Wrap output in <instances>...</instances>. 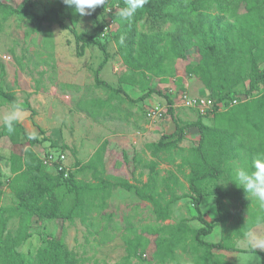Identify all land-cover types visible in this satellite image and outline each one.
<instances>
[{"label":"trees","instance_id":"trees-1","mask_svg":"<svg viewBox=\"0 0 264 264\" xmlns=\"http://www.w3.org/2000/svg\"><path fill=\"white\" fill-rule=\"evenodd\" d=\"M109 3L118 7L107 14L118 27L113 32H105L104 36L112 33L117 52L126 66L120 83L137 86L142 92L136 99L122 85L113 86L100 77L111 54L107 43L96 37L104 32ZM122 7L124 0H108L105 7L92 12L95 19L93 34L75 31L78 40L82 41V51L85 44L91 42L104 53V59L95 71L97 85H103L131 102L157 94L173 105L175 98L185 91L178 67L197 49L201 58L186 65V74L203 82L208 97L214 102V111L208 114L196 112L197 120L184 126L177 125L174 132L147 143L145 147L152 156L150 160L137 155L129 158L126 153L124 162L128 166L134 164L130 171L132 179L126 173L114 175L108 172L105 161L107 141L89 161L77 160L76 172L69 166V175L65 176L58 165L53 168L55 173L50 172L47 169L50 166L36 151V147L46 140L45 129L40 127L39 132H35L37 138L29 140L28 134L33 132L23 123L16 125L13 135H9L2 125L1 134L13 145L26 143L28 147L23 153L13 155L15 176L9 181L18 200L14 211L21 219L16 234L6 232L11 208L2 206L4 182L0 170V264H84L86 259L80 258L62 239L48 241L36 252L37 247L32 249L29 256L20 254L18 247L29 238L31 220L35 217L70 221L79 218L100 238L101 244L112 241L116 236V232L110 230L113 214L105 210L113 190L118 187L131 190L141 201L149 202L154 214L153 221L137 226L129 217H126L128 220L125 218V230L120 233L126 250L122 264H229L225 253L251 251L238 248L236 241L242 239L246 228L252 225L258 209L247 198L244 189L231 180V174L235 166L264 153V0H148L131 24L118 17ZM70 10L62 1L47 7L39 15L32 9L31 0H23L17 6L0 0V22L19 15L37 20L39 24L55 23L62 29H73L67 22L72 18ZM167 22L172 23L171 29L165 28ZM171 79L179 86L174 94L158 86ZM2 99L19 102L13 92L0 85ZM93 101L105 104L102 99ZM166 109V114L173 113L172 106ZM144 115L147 118L146 110ZM206 116H214L212 124L204 121ZM193 126L200 133L198 144L183 146L184 131ZM163 162L170 167L162 169L160 164ZM118 165L122 163L119 161ZM140 166L148 169L146 181L143 180L145 172H140L139 177L136 175ZM88 170H92L93 179L78 177L79 173ZM208 195L216 198L219 214L212 221L206 220L201 209L203 198ZM185 197L191 198L197 210L194 220L181 218L166 223L172 219L173 205ZM237 202L241 204L240 209ZM219 224L222 226L220 241H208L206 237ZM149 249L151 257L147 258ZM258 253L263 255L261 264H264V252Z\"/></svg>","mask_w":264,"mask_h":264},{"label":"rangeland","instance_id":"rangeland-1","mask_svg":"<svg viewBox=\"0 0 264 264\" xmlns=\"http://www.w3.org/2000/svg\"><path fill=\"white\" fill-rule=\"evenodd\" d=\"M3 1L17 6L23 0ZM62 1L31 0L32 9L37 14L42 15L47 7L57 5ZM109 5L114 12L118 9L117 6H112V3ZM68 8L71 9L72 18H69L67 22L73 29H62L55 23L39 24L37 20L19 15L12 16L5 22H0V85L18 97L19 103L25 109V119L22 123L28 131L39 132L40 127L47 131V135H44L46 140L36 147L40 156L53 152L54 156L57 157L58 154L63 153L66 156L64 163L72 166L76 172V161H89L88 159L93 156L98 146L101 143L104 145V140L109 137L108 142L110 140L113 144L110 149L108 144L105 147L107 149L105 158L108 168L113 167L115 169L119 160L123 162L126 153L129 158H132L135 151H137L138 157L143 160H150L152 156L145 147L147 143L158 141L159 137L161 138L165 133L174 132L177 125L184 126L191 120H197L198 114L194 109L182 107L183 103L179 102L177 98H175L174 104L170 105L163 96L154 94L148 97L146 101H149L151 105L146 108L139 107L140 113H144L143 109L149 111L158 106H164L161 108L163 110L172 106L173 113L168 112L165 113V116H157L149 120L154 122L153 124H164L165 120L169 118L175 120L157 133L151 130L144 139L138 135L134 146L135 150H133L130 145L133 146L134 143L129 144L130 141L128 140L131 129L125 122V113L135 108V102L129 101L126 97L114 93L103 85H97L95 71L104 59V53L97 44L91 42L86 43L85 49L82 51V41L78 40L75 33L76 31L87 35L93 34L95 32V19L93 14L80 16L72 7L68 6ZM97 8L99 9V7ZM1 19L2 15L0 14ZM110 27L108 31L113 32L118 27V23L114 20V22H110ZM172 27L171 22L165 24L166 29ZM144 28L146 29V27ZM96 38L107 43L111 54L108 63L100 71V77L113 86L122 85L120 78L127 69L117 52L112 33L107 36L99 35ZM200 58L201 55L197 49H194L192 53H189L187 60L179 65L181 68H179L178 74L184 82L191 83L192 79L195 78V83L200 88L203 86L205 88L200 79L186 74L185 66L197 62ZM190 79L191 81H189ZM171 80L175 81V79ZM158 86H161L165 91L170 90L172 94L176 91L174 88H178V86L170 85L169 82L159 83ZM135 88L136 91L138 90L136 94L129 91L134 99L142 95L140 89L137 86ZM188 94L193 97L200 96L193 90ZM205 96H209V92ZM80 97L81 99H79ZM94 99H102L105 104L102 105L100 101H93ZM10 105V102L0 100V117ZM186 111H192L195 116ZM213 118L214 116L203 117L208 124H212ZM99 119H102L104 123L98 122ZM106 119L110 122H107ZM2 125V120H0V170L2 171L1 180L4 182L2 206L11 208L8 213L10 219L7 223L6 232L11 231L16 234L21 219L14 211L18 200L9 181L15 176L13 155L23 153L28 144L13 145L1 134ZM151 126L153 125L151 124ZM188 131L190 128L184 131L182 145L196 146L200 139V133L198 137L193 138L194 135L191 134V139H186L187 136L185 135ZM160 167L167 169L170 165L163 162ZM53 168L48 167L47 169L55 173ZM132 168V164L129 163L128 171H132ZM139 170L145 172L143 178H146L148 169L140 166ZM115 171L117 174L121 173L119 170L115 169ZM78 177L90 180L93 179V172L92 170L81 172ZM128 177L132 179V173L128 174ZM190 199V197H185L176 202L172 209V219L166 223L181 218L194 220L197 210ZM109 203V207L105 211L113 214L114 222L110 230L111 233L116 232L112 241L101 244L100 238L92 233L93 230L90 231L79 218L70 221L61 218L40 220L35 217L31 220L30 236L18 247V252L24 256H29L32 249L37 247L34 251L36 252L39 248L44 247L48 241L58 238L62 239L80 258L86 259L84 264H122L121 259L126 254V250L125 242L120 233L125 230L123 227L127 223L126 219L128 220L126 217H129L130 221L137 226L141 222L153 221L154 214L149 202L141 201L133 191L123 187L113 190ZM237 208H241L239 202H237ZM201 209L208 221L214 220L219 215L216 198L212 195L203 198ZM256 230L264 231V224ZM221 237L222 226L219 224L206 239L218 242ZM237 241L240 242L237 243ZM237 241L238 248L249 250L243 238H239ZM150 250L147 251V258L151 257ZM258 251L264 252V250L256 249L254 252L225 253L226 260L229 264H261L263 255Z\"/></svg>","mask_w":264,"mask_h":264},{"label":"clouds","instance_id":"clouds-1","mask_svg":"<svg viewBox=\"0 0 264 264\" xmlns=\"http://www.w3.org/2000/svg\"><path fill=\"white\" fill-rule=\"evenodd\" d=\"M72 7L80 16L91 15L97 7H105L108 0H63ZM148 0H124V7L120 8L117 15L121 21L131 24L138 11L142 10ZM25 119V109L19 102H13L8 110L0 117L4 129L9 135L16 133V125ZM29 140L36 139L35 132L28 134ZM237 186L242 187L247 198L257 207L256 215L251 226L243 233V241L249 250H264V231H257L264 224V153L254 155L249 162L234 167L231 174ZM240 241H237L239 243Z\"/></svg>","mask_w":264,"mask_h":264},{"label":"crops","instance_id":"crops-1","mask_svg":"<svg viewBox=\"0 0 264 264\" xmlns=\"http://www.w3.org/2000/svg\"><path fill=\"white\" fill-rule=\"evenodd\" d=\"M186 67V66H185ZM179 68H181V66H179L178 67V73L180 72V70H179ZM178 76H179V74H178ZM195 79V78H194ZM194 79H192V82L191 83H189V82H184L185 83V87H184V90L185 91H187V92H190L191 90H193L196 94H199L200 96H205V95H208V90H206V87L204 88V86H203V88H200V86L199 85H197L196 83H195V81H194ZM189 81H191V79L189 80ZM169 83H170V85H174V86H178V83H175V81L174 80H170L169 81ZM174 86H172V88H174ZM183 86V85H182ZM179 87V86H178ZM123 88H124V90L129 94V91H132L133 93H137V91H136V88H135V86H133V85H130V84H126V83H124L123 84ZM193 88V89H192ZM175 90H177L178 88H174ZM140 91V90H139ZM202 94V95H201ZM131 97H134V96H132L131 94H129ZM140 95V94H139ZM137 97H135V99H136ZM79 99H81V97L79 98ZM148 98H146L145 100H143V101H137V102H135L134 103V105H135V108L133 109V110H129L128 112H126L125 113V122H126V124H127V126H129V128L131 129V131H129V134H128V140L130 141V143L129 144H132V143H134V145L132 146V145H130L132 148H133V150H135L134 149V146L136 145L135 143L137 142V136L139 135V137L140 138H142V139H144L145 138V135L147 134V133H149L151 130H152V132H154V133H157V132H159V131H161L164 127H167V126H169L170 124H171V122L172 121H174L175 119L174 118H169V119H166L165 120V123L164 124H153L154 122H151L148 118H146V116L144 115V113L142 114V113H140L139 112V107H141V108H146V107H150V105H151V103L149 102V101H146ZM166 101V100H165ZM160 104V103H159ZM144 111L145 110H147V109H143ZM184 110H187V109H184ZM187 113H189L190 115H192V116H195V114L192 112V111H186ZM102 113V112H101ZM103 114V113H102ZM98 115H100V114H98ZM104 115V114H103ZM142 115H143V117H142ZM116 118H118L117 116H116ZM106 121L107 122H110L109 120H107L106 119ZM191 121H194V120H191ZM98 122H100V123H104L103 121H102V119H99L98 120ZM140 123V124H139ZM151 124L153 125V126H151ZM199 130H198V128L197 127H191L190 128V131H188V133H187V135H185V136H187V138L186 139H191V134L192 135H194L193 136V138L194 137H198V135H199V132H198ZM190 134V135H189ZM108 139H109V137L108 138H106L105 140H104V143L107 141L108 142ZM141 139V140H142ZM159 139H160V137H159ZM140 140V141H141ZM197 142V141H196ZM103 143V144H104ZM108 144V148L110 149V147L112 146V142L109 140V142L107 143ZM100 146H102V143L98 146V148L100 147ZM187 147V146H186ZM97 148V149H98ZM97 149L95 150V152L97 151ZM107 150V149H106ZM94 152V153H95ZM137 153V151H135L134 152V155L133 156H135V155H137L136 154ZM149 153V152H148ZM106 154H107V151H106ZM132 156V157H133ZM92 157V156H91ZM90 159V158H89ZM88 159V160H89ZM105 161H106V165H107V159L105 158ZM120 161V160H119ZM118 161V162H119ZM118 162L116 163V167H115V169L116 170H119V172L121 171V173H119L120 175H125V173L126 174H131L130 173V171H128V164L126 163V162H124V160H123V162H121L122 163V165L121 166H119V165H117L118 164ZM133 163V162H132ZM108 166V165H107ZM119 166V167H118ZM72 167V166H71ZM133 168H134V164H133ZM73 169V168H72ZM110 170H109V172H112V173H114V175H117V173H116V171H115V169L113 168V167H110L109 168ZM140 173V170L138 169L137 170V173L136 174H139ZM118 174V175H119ZM137 177H139V175H137ZM145 177V176H144ZM183 180H184V178L183 177H181ZM143 180L144 181H146L147 180V177L146 178H143Z\"/></svg>","mask_w":264,"mask_h":264},{"label":"built area","instance_id":"built-area-1","mask_svg":"<svg viewBox=\"0 0 264 264\" xmlns=\"http://www.w3.org/2000/svg\"><path fill=\"white\" fill-rule=\"evenodd\" d=\"M113 9H111V7L107 8V12H106V25L104 28V32L102 33V36L105 35V32H107L111 27H110V22H114V19L107 15L112 13ZM110 20V22H109ZM179 100V102L183 103L182 107L185 108H190V109H194L196 112H199L201 114H208V113H213L214 111V102L210 97H201V96H197V97H193L190 96L188 94L187 91H183L179 97L177 98ZM164 107V106H162ZM162 107H156L152 110L147 111V118H149L150 120L152 118H155L157 116L162 117L165 116L166 113V109L161 110ZM43 160L45 162V164H47L50 167H56V165H58V169L59 170H64V175L68 176L69 175V166L66 165L64 163L65 161V154H58L57 157L54 156V153H46L43 156Z\"/></svg>","mask_w":264,"mask_h":264}]
</instances>
